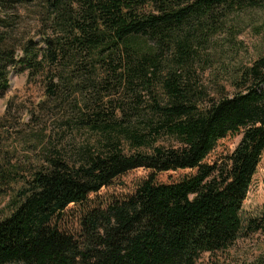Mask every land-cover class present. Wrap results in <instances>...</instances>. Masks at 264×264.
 <instances>
[{"label": "trees", "instance_id": "1", "mask_svg": "<svg viewBox=\"0 0 264 264\" xmlns=\"http://www.w3.org/2000/svg\"><path fill=\"white\" fill-rule=\"evenodd\" d=\"M248 27L264 32V0H0V97L27 71L37 107L98 136L27 176L0 217V264H225L263 232L264 47L221 60L214 88L200 71L218 35Z\"/></svg>", "mask_w": 264, "mask_h": 264}, {"label": "rangeland", "instance_id": "2", "mask_svg": "<svg viewBox=\"0 0 264 264\" xmlns=\"http://www.w3.org/2000/svg\"><path fill=\"white\" fill-rule=\"evenodd\" d=\"M262 47L264 32L259 34L249 27L244 28L236 37L218 35L208 46L202 61L204 68L200 71L204 73V83L211 88L219 83H227L228 72L221 67V60L226 66L249 63L257 57ZM43 98L42 87L28 82L27 71L12 69L10 88L0 97V217L10 213L12 198L33 169L45 162L49 152L71 155L77 150H83L88 142L98 141L96 133L87 127H75V130L63 127L56 109L37 107L36 104ZM241 136L230 135L221 139L210 159L231 153ZM180 172L162 173L159 177L169 179ZM144 173L143 169L131 171L122 176L121 181L132 185ZM257 192L258 199L264 201V191L259 189ZM263 252L264 231L236 241L229 251V258L221 257L220 260L227 259L225 264H246Z\"/></svg>", "mask_w": 264, "mask_h": 264}]
</instances>
